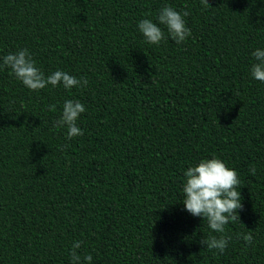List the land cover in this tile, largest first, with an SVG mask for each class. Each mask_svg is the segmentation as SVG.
Listing matches in <instances>:
<instances>
[{
  "label": "trees",
  "instance_id": "1",
  "mask_svg": "<svg viewBox=\"0 0 264 264\" xmlns=\"http://www.w3.org/2000/svg\"><path fill=\"white\" fill-rule=\"evenodd\" d=\"M208 3L0 0V58L28 49L46 76L88 80L32 91L0 67V264H73L76 241L90 264H264V0ZM165 5L191 36L149 44L138 23ZM68 99L86 108L70 140L53 127ZM213 155L241 180L223 253L182 203L184 171Z\"/></svg>",
  "mask_w": 264,
  "mask_h": 264
},
{
  "label": "clouds",
  "instance_id": "2",
  "mask_svg": "<svg viewBox=\"0 0 264 264\" xmlns=\"http://www.w3.org/2000/svg\"><path fill=\"white\" fill-rule=\"evenodd\" d=\"M204 7H211L208 0H201ZM190 15L188 11L180 12L170 5L162 7L155 22L152 19H142L138 23V29L149 44L159 45L162 40L171 39L177 44L183 43L191 36V30L187 27L185 17ZM167 29L168 36L159 26ZM252 56L256 63L251 66V76L260 82H264V49H256ZM0 67L11 70L17 80L21 81L29 90L39 91L48 85L56 87L63 84L66 90L74 87H83L88 84L87 78L78 79L63 70H56L49 75L37 66L28 49H20L15 53H9L2 58ZM86 111L80 100L68 99L64 102L60 118L53 121V127L67 129V138L83 135V131L77 125L82 113ZM255 174V167L250 169ZM184 209L192 216L206 220L213 233L208 239H202L200 243L208 249L218 250L223 253L228 246L231 236L224 235L226 225L232 221L240 220L239 211L242 210V197L240 192L241 180L239 173L234 168H229L219 157L213 155L210 159H201L198 164L190 166L183 173ZM239 189V190H238ZM248 245L253 242L252 230L246 234H237ZM81 241H76L72 246L71 260L73 264H90L92 256H83L77 253Z\"/></svg>",
  "mask_w": 264,
  "mask_h": 264
}]
</instances>
